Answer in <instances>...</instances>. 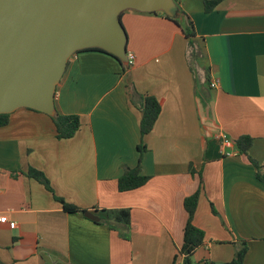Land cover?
<instances>
[{
  "label": "crops",
  "instance_id": "obj_1",
  "mask_svg": "<svg viewBox=\"0 0 264 264\" xmlns=\"http://www.w3.org/2000/svg\"><path fill=\"white\" fill-rule=\"evenodd\" d=\"M204 1L180 0L196 32L190 44L162 13L126 10L129 68L89 48L70 57L54 103L56 112L79 116L72 137L56 138L44 112L9 114L0 126V215L16 226L0 223V264H171L183 240L184 198L200 181L193 223L204 240L195 260L225 264L246 241L245 264H264V184L248 159L264 166V0H221L210 12ZM131 88L160 104L141 154ZM220 133L250 136L248 156L234 142L223 148ZM139 156L148 181L118 191V177ZM31 168L64 201L99 218L103 209L129 208L125 237L64 211L26 175Z\"/></svg>",
  "mask_w": 264,
  "mask_h": 264
},
{
  "label": "water",
  "instance_id": "obj_2",
  "mask_svg": "<svg viewBox=\"0 0 264 264\" xmlns=\"http://www.w3.org/2000/svg\"><path fill=\"white\" fill-rule=\"evenodd\" d=\"M126 10L181 17L174 0H0V113L25 107L53 116L56 86L70 57L84 49L127 65Z\"/></svg>",
  "mask_w": 264,
  "mask_h": 264
},
{
  "label": "trees",
  "instance_id": "obj_3",
  "mask_svg": "<svg viewBox=\"0 0 264 264\" xmlns=\"http://www.w3.org/2000/svg\"><path fill=\"white\" fill-rule=\"evenodd\" d=\"M178 5L181 17L180 18H171L162 13L166 18L172 20L182 31L185 38L188 41V44L191 43L192 38L195 36L196 32L194 25L190 17L183 11L180 7V0H174ZM221 0H205L203 3L204 11H212ZM155 13V12H153ZM93 50H98L105 52L99 48H89ZM85 50V49H84ZM107 53V52H105ZM110 56L114 57L119 63L118 58L110 53H107ZM121 64V63H120ZM122 70L125 71L129 68V65L121 64ZM131 101L136 106L140 112L139 118V131L141 141L138 145V151L143 152L145 146L142 143V138L148 132H150L154 126V123L160 113V104L158 100L152 95H139L134 88H131ZM30 109V108H29ZM34 110V109H32ZM37 111V110H34ZM10 113H0V126H4L8 123V117ZM52 122L55 126V137L58 139L61 138H70L75 132L80 128L81 122L80 118L76 114H60L56 112L53 116H50ZM234 145L236 146L238 152L248 156V149L251 146L252 138L248 135H240L234 139ZM249 161L253 164L255 168V177L264 184V166L260 165L255 159L248 156ZM192 173V171H190ZM27 176H30L41 183L46 190L52 193L53 198L58 201L64 211L75 213V212H84L85 210L80 209L76 205L64 201L63 198L56 195L50 186L48 179L45 175L36 169H29L26 172ZM149 179L148 175H144L140 170V156L138 163L134 167H126L123 170V173L117 179V190L120 192L136 189L144 185ZM201 190V181L197 190L184 198L183 206L187 213L186 223L183 228V240L182 244L174 255L173 261L171 264H178L179 261L182 264H205L204 260L193 261L192 256L195 251L203 244L204 232L202 229L197 227L193 223V215L196 209L198 197ZM104 216L100 217L97 222L104 223L106 226L115 231L118 236L125 237L121 232V228H127L130 224V209L129 208H110L103 209ZM247 251L246 241H241L238 245V248L235 252L234 257L226 262L225 264H245L244 256Z\"/></svg>",
  "mask_w": 264,
  "mask_h": 264
},
{
  "label": "built area",
  "instance_id": "obj_4",
  "mask_svg": "<svg viewBox=\"0 0 264 264\" xmlns=\"http://www.w3.org/2000/svg\"><path fill=\"white\" fill-rule=\"evenodd\" d=\"M134 62V54L131 52H127V65H132ZM216 82H210V86H215ZM218 138L220 140V144L223 148L231 147L233 145V141L227 137L225 134H218ZM224 154L229 155L228 151H225ZM0 223L7 224L10 228H14L16 226V222L14 220H9L8 217L4 214L0 215Z\"/></svg>",
  "mask_w": 264,
  "mask_h": 264
},
{
  "label": "rangeland",
  "instance_id": "obj_5",
  "mask_svg": "<svg viewBox=\"0 0 264 264\" xmlns=\"http://www.w3.org/2000/svg\"><path fill=\"white\" fill-rule=\"evenodd\" d=\"M196 257H197V256L193 255V256H192V260H193V261H196V260H195Z\"/></svg>",
  "mask_w": 264,
  "mask_h": 264
}]
</instances>
